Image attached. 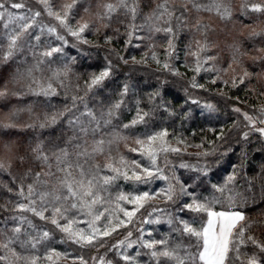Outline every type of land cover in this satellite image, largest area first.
Instances as JSON below:
<instances>
[{
	"label": "snow or ice",
	"instance_id": "6c2138e0",
	"mask_svg": "<svg viewBox=\"0 0 264 264\" xmlns=\"http://www.w3.org/2000/svg\"><path fill=\"white\" fill-rule=\"evenodd\" d=\"M0 264H264V0H0Z\"/></svg>",
	"mask_w": 264,
	"mask_h": 264
},
{
	"label": "trees",
	"instance_id": "16d2710c",
	"mask_svg": "<svg viewBox=\"0 0 264 264\" xmlns=\"http://www.w3.org/2000/svg\"><path fill=\"white\" fill-rule=\"evenodd\" d=\"M59 2H61L60 0H57V3H59ZM233 2L235 3V4H239V2H240V0H233ZM91 38V37H90ZM219 39L221 40V42L223 43L224 42V37L223 36H220L219 37ZM227 42H231V40L229 39ZM222 48H223V50H221V54H222V56H223V59L225 60V61H227V59H228V57H229V52H228V50H227V48L226 47H223V44H222ZM70 51L74 54V50H71L70 49ZM136 54H139V52H136ZM225 61H223V62H225ZM173 95H175V96H178V97H180V100H181V102H182V94H180V93H177V92H173ZM238 95H240L241 97H243L244 96V93H243V91H241L240 93H238ZM198 111V110H197ZM199 122V121H198ZM232 160L234 161L235 160V157H232ZM225 167H227V166H225ZM258 209H256V208H250L248 211H249V214H255V212L257 211ZM161 231H166L167 229H166V226H161V229H160Z\"/></svg>",
	"mask_w": 264,
	"mask_h": 264
},
{
	"label": "rangeland",
	"instance_id": "374dc122",
	"mask_svg": "<svg viewBox=\"0 0 264 264\" xmlns=\"http://www.w3.org/2000/svg\"><path fill=\"white\" fill-rule=\"evenodd\" d=\"M61 2H62V0H60ZM223 44V43H222ZM136 54V53H135ZM137 55H139V54H137ZM219 55H220V57H221V63H224L223 61H225L224 59H223V56H222V54H221V51H219ZM190 151H194V150H190Z\"/></svg>",
	"mask_w": 264,
	"mask_h": 264
}]
</instances>
